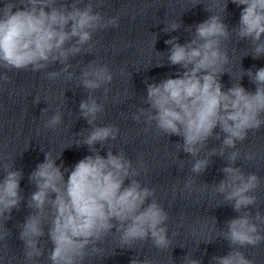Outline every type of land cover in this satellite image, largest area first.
<instances>
[{
  "label": "clouds",
  "instance_id": "clouds-1",
  "mask_svg": "<svg viewBox=\"0 0 264 264\" xmlns=\"http://www.w3.org/2000/svg\"><path fill=\"white\" fill-rule=\"evenodd\" d=\"M231 2L242 6L236 36L251 42L254 59L264 56V0ZM81 3L82 0L59 4L57 0H4L0 7V68L40 72L59 62L63 67L47 72V79L54 80L67 73L71 80L74 73L69 71L72 67L69 58L85 51V45L90 53L95 32L119 26L118 17L105 19L95 11L98 5L93 0L83 6ZM179 28L180 24L173 21L163 31L170 33ZM190 36L184 44L178 42V37L165 41L170 46L168 63L181 71L159 83L146 82L148 107L141 108L133 119L139 122L145 117V123L154 124L159 132L181 137L183 143H177V148L194 158L192 172L200 174L209 166V157L224 156L226 149H235L237 142H243L250 131L264 125V67L245 72L255 85L254 92L240 83L224 91L220 77L226 72L229 56L221 45L231 38L228 26L220 16L211 15L197 24ZM78 79L91 93L110 84L113 75L107 65L89 63ZM0 81L7 83L10 78L3 74ZM109 91L104 88L105 94ZM79 109L80 116L93 127L77 146L87 145L92 154L69 169L63 163L57 165L51 153L45 152L44 161L30 173L29 181L36 187L27 200L32 212L19 233L25 260L32 262L43 256L40 241L45 235L53 245L48 256L51 264H84L90 254L87 249L91 247L92 253H100L102 249L98 245L113 232L119 235L120 248H132L136 242L149 240L157 249L169 248V214L157 202L155 189L143 186L136 179L140 171L123 151L113 154L109 150L105 157L93 147L115 140L119 129L111 125L94 126L104 109L92 95L81 101ZM61 123L62 116L57 111L44 127L55 129ZM217 128L219 133L214 131ZM221 133V147L213 148L206 158H198L209 138L220 140ZM239 155L233 151L226 157L224 179L214 189L239 215L226 222L227 231L222 234L231 251L224 256H213L212 264H254L239 248L255 247L264 241L261 228L264 216L259 211L253 216L247 210L257 204L258 198L252 193L258 188L260 178L255 173L246 175L240 167L233 166ZM253 158L252 154L247 155V159ZM138 165L146 167L143 160ZM3 170L0 217L9 220L12 210L19 209L24 199L20 195L23 173L9 170L8 164L3 165ZM193 183L189 179L185 187L191 189ZM6 236L7 232L0 235V240ZM131 264H150V261L132 259ZM185 264H201V261L187 254Z\"/></svg>",
  "mask_w": 264,
  "mask_h": 264
}]
</instances>
